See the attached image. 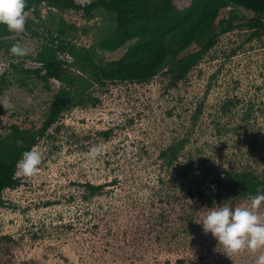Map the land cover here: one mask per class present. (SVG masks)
Masks as SVG:
<instances>
[{"label": "rangeland", "instance_id": "374dc122", "mask_svg": "<svg viewBox=\"0 0 264 264\" xmlns=\"http://www.w3.org/2000/svg\"><path fill=\"white\" fill-rule=\"evenodd\" d=\"M34 9L38 15L26 12L25 30L10 39L26 49L24 58L0 53V138L12 126L37 130L45 121L61 85L21 69L40 67L35 57L59 36L61 21L75 27L65 40L87 48L98 64L119 59L132 43L100 49L115 27L102 9L90 17L45 4ZM234 12L238 26L255 17ZM249 33L237 27L220 35L175 87L164 73L147 83H93L83 103L63 111L37 141L39 172L26 177L16 170L19 186L2 191L0 264H255L264 249L227 252L198 223L215 204L181 190H199L225 171L249 169L264 178V32L251 41ZM181 139L184 149L167 167L159 153ZM93 149L99 151L90 157ZM86 183L103 186L101 192L89 195ZM213 202L250 205L217 195ZM258 214L264 220V207Z\"/></svg>", "mask_w": 264, "mask_h": 264}, {"label": "trees", "instance_id": "16d2710c", "mask_svg": "<svg viewBox=\"0 0 264 264\" xmlns=\"http://www.w3.org/2000/svg\"><path fill=\"white\" fill-rule=\"evenodd\" d=\"M45 4L57 11L81 12L90 17L96 10L102 9L110 14L115 27L110 38L100 44L102 51H116L127 42H132L123 55L105 64L96 63L85 47L77 48L67 42L64 35L74 26H65L59 36L48 40L37 53L35 61L39 68L21 71L25 75H34L44 83L55 80L60 87L55 94L51 109L37 130L19 129L12 126L10 132L0 138V200L2 191L19 186L16 175V163L22 153L36 145L48 129L57 121L63 111L83 103V94L93 83L129 82L147 83L158 74L168 76L169 85L175 87L183 81L212 49L220 35L229 33L237 27L250 31L248 41L259 39L264 32V0H95L88 4H77L74 0H27L26 12H35V7ZM230 8L226 16L222 11ZM234 8H241L255 15L245 24L236 25L239 16ZM16 32H10L0 25V53L11 58L22 59L9 53ZM32 33L31 37H36ZM192 46L197 50L186 53ZM68 55L71 61L59 58ZM63 66L76 67L73 74H67ZM11 67H16L11 64ZM87 71V72H86ZM89 73V78L84 73ZM0 78V92L4 84ZM21 87L26 83L21 80ZM96 100H93L94 105ZM193 117V121L196 119ZM105 137L108 132H103ZM185 139L174 142L159 153V160L167 167L172 166L184 149ZM89 195L101 192V185L84 184ZM185 197L198 194L202 203L213 205L214 196L225 200L240 201L251 195L264 192V178L252 170L225 171L223 176L206 182L199 190L181 189Z\"/></svg>", "mask_w": 264, "mask_h": 264}, {"label": "clouds", "instance_id": "9594fccd", "mask_svg": "<svg viewBox=\"0 0 264 264\" xmlns=\"http://www.w3.org/2000/svg\"><path fill=\"white\" fill-rule=\"evenodd\" d=\"M27 0H0V25L10 32L20 33L25 30ZM9 53L22 57L26 49L20 43H14ZM99 149H93L89 156H94ZM42 155L33 146L22 153L16 163L17 173L31 177L39 172ZM250 205L236 206L234 204L213 202L207 214L198 223H202L203 231L211 233L219 245L229 253L241 252L246 249L256 251L264 249V220L258 211L264 207V192L249 197ZM255 264H264V252L257 256Z\"/></svg>", "mask_w": 264, "mask_h": 264}]
</instances>
